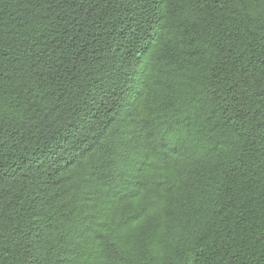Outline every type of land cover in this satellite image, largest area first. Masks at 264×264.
Segmentation results:
<instances>
[{"label":"trees","instance_id":"1","mask_svg":"<svg viewBox=\"0 0 264 264\" xmlns=\"http://www.w3.org/2000/svg\"><path fill=\"white\" fill-rule=\"evenodd\" d=\"M0 264H264V0H0Z\"/></svg>","mask_w":264,"mask_h":264}]
</instances>
